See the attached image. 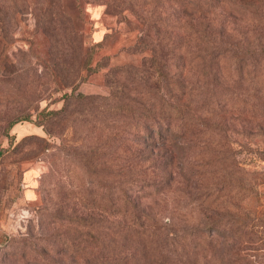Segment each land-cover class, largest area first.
<instances>
[{"label":"trees","instance_id":"1","mask_svg":"<svg viewBox=\"0 0 264 264\" xmlns=\"http://www.w3.org/2000/svg\"><path fill=\"white\" fill-rule=\"evenodd\" d=\"M100 2L105 14L121 15L127 10L137 20L139 33L134 47L142 53L140 64L108 67L102 74L109 91L107 96L73 93L79 82L100 70L98 61L91 65V58L94 48L102 41L85 50L81 33L62 1L42 0L34 5L35 32L42 33L49 42L58 32L62 34L66 41L65 58L59 62L50 57L49 67L56 70L61 64L62 72L53 82V90L70 88V92L61 94L63 102L58 109H40L36 124L48 135H58L61 131L56 126L67 115L72 102L88 99L93 103L101 99L112 115L126 117L133 123L130 128L133 137L126 142L131 143L132 149L129 144L127 148H120L127 153L120 158L117 143L123 139L115 130L117 126L96 120L90 125L97 129L95 140L79 159L98 185L91 189L93 180L87 178V186L67 190L77 206L68 204L73 201H64L62 194L57 197L58 201L49 203L53 212L50 216L77 224L76 234L63 237H74L67 239L66 245L79 251L81 264H224L221 254L208 258L199 254L203 246L211 248L216 244L209 237H199L205 233L204 229L200 233L191 230L196 237H191V244L182 257L177 255L173 247L186 245L182 234L185 228H175L174 223L165 227V222H159L162 217L152 207L164 200L161 195L167 194L173 198L172 212L192 211L197 219L206 220L205 214L212 205L220 207L225 187L234 193L241 189L240 162H227L237 151L230 150L223 140H215L216 136L209 133L206 139L202 138L206 131H195L196 126L191 128V125L196 123L197 113L206 114L209 105L220 111L222 106L216 97L220 98L223 93L228 99L242 93L264 95V0ZM169 2L179 10L173 16L172 25H167L168 18L161 17L158 9L160 3ZM31 3L35 4L34 0H0V34L12 24L13 15L33 7ZM231 12H241L239 23H234L233 18L237 16ZM244 81L249 82L248 87L241 86ZM229 108L227 115L246 114L241 103H233ZM261 113L264 117L263 110ZM174 122L177 130H171ZM221 125L224 124L217 122L214 127L220 129ZM101 136L109 138L103 143H112L109 154H114V162L110 165L103 161L107 147L101 143ZM174 138L177 143L173 159H146V153H152L156 147L173 146L169 141ZM183 138L185 141L178 143ZM251 152L264 161V149L254 147ZM177 167L182 168L178 177L165 173L169 168L178 171ZM244 175L248 178L251 172L244 171ZM179 198L184 199V205H179ZM164 220H170V216ZM210 223L219 225L220 219L205 221L204 225L210 226ZM172 226L178 229L177 233ZM172 252L176 255L170 256ZM233 260L230 264L238 262L236 258Z\"/></svg>","mask_w":264,"mask_h":264},{"label":"rangeland","instance_id":"2","mask_svg":"<svg viewBox=\"0 0 264 264\" xmlns=\"http://www.w3.org/2000/svg\"><path fill=\"white\" fill-rule=\"evenodd\" d=\"M61 1L81 33L85 50L102 41L94 48L91 58V65L98 61L100 70L79 82L73 93L107 96L109 91L103 83L102 74L108 67L140 64L142 53L134 47L139 33L138 22L127 10L121 15L105 14L100 0ZM34 2L31 3L33 7L14 14L12 24L4 30L5 35L2 31L0 34V264H81L79 251L66 245V240L74 237H63L76 234L77 224L50 216L53 212L49 203L58 201L57 197L62 194L64 201H73L66 191L73 190L75 186H87V178L93 180L91 189L98 185L92 172L79 159L80 154L95 140L97 129H92L90 125L96 120H105L117 126L115 130L123 139L117 143L121 158L127 153L120 148H127V144L131 147V143L126 142L133 137L130 129L133 123L126 117L112 115L101 99L93 103L86 99L69 105L67 115L56 126L60 134L48 135L42 126L36 124V113L44 107L58 109L63 102L61 94L69 93L70 88L53 90V82L59 79L62 71L61 64L56 70L49 67L50 57L59 62L65 58L66 41L59 32L52 42L42 33L35 32L34 5L42 3V0ZM158 7L160 16L166 15L167 25H172L178 8L170 2L160 3ZM240 13L231 12L237 16L232 17L234 23L240 22ZM241 86L248 87L249 82L244 81ZM216 100L222 106L220 111L209 105L206 114L197 113V121L192 122L191 128L196 126L194 130L201 133L204 129L206 133L202 134V138L209 133L212 137L216 136L215 140H223L230 150L237 151L227 158V162H240L239 167L243 168V172L240 171L243 175L242 184L239 182L241 189L234 193L225 187L220 207L212 205L205 214L206 220L197 219L192 211L185 213L180 209L179 212H172L173 198L167 194L161 195L164 200L152 208L160 214L162 218L159 222H165V227L174 223L175 228H185L182 234L186 245L183 248L173 247L177 255L182 257L191 244V237H196L191 230L196 229L200 233L204 229L205 233L199 234V237H209L216 244L211 248L203 246L199 254L206 258L221 254L224 264L234 262V258L238 259L236 264H264V161L251 152L254 147L264 149V117L261 113L264 111V95L242 93V96L228 99L223 93ZM233 103H241L246 114L227 115ZM217 122L224 125L216 128L214 124ZM170 127L177 130V123H172ZM219 133L223 135L219 136ZM106 136L100 137L101 143L104 139L109 140ZM169 142L173 146L156 147L152 153H146V159H173L177 140L174 138ZM103 144L107 147V157L103 161L110 165L114 162V154H109L112 143L105 141ZM182 163L183 168L185 162ZM177 169L169 168L165 173L176 178L181 170ZM244 171L251 172V176L246 178ZM93 196L97 201L98 198ZM177 201L179 205H184V199ZM69 203L78 204L76 201ZM187 210L190 211L188 206ZM168 216L170 220H164ZM218 219L219 225L210 223L212 226L209 229L208 224L204 225L205 221ZM175 228L172 226L177 233ZM175 253H170V256H175Z\"/></svg>","mask_w":264,"mask_h":264}]
</instances>
